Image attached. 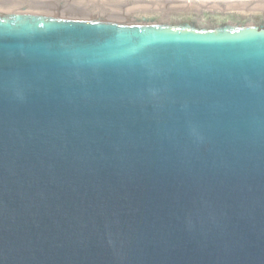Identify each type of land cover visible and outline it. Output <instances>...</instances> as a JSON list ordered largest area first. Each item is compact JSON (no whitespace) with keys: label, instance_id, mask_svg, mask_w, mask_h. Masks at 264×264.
<instances>
[{"label":"water","instance_id":"95a60500","mask_svg":"<svg viewBox=\"0 0 264 264\" xmlns=\"http://www.w3.org/2000/svg\"><path fill=\"white\" fill-rule=\"evenodd\" d=\"M242 5L0 0V264H264Z\"/></svg>","mask_w":264,"mask_h":264},{"label":"rangeland","instance_id":"374dc122","mask_svg":"<svg viewBox=\"0 0 264 264\" xmlns=\"http://www.w3.org/2000/svg\"><path fill=\"white\" fill-rule=\"evenodd\" d=\"M179 2H198V3H204V4H208L210 7L209 8H216V5L222 6H232L233 3H238V2H244V1H248V0H178ZM197 5V4H196ZM189 6V5H187Z\"/></svg>","mask_w":264,"mask_h":264},{"label":"bare ground","instance_id":"6f19581e","mask_svg":"<svg viewBox=\"0 0 264 264\" xmlns=\"http://www.w3.org/2000/svg\"><path fill=\"white\" fill-rule=\"evenodd\" d=\"M263 3H264V0H248V1H244V2L233 3L232 6H225V5L219 6V5H216V8L214 10H225L227 8H231L233 6L242 5V4H244V5L248 6V7L249 6L263 7V5H262ZM209 9H213V8H209Z\"/></svg>","mask_w":264,"mask_h":264}]
</instances>
